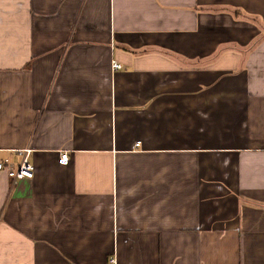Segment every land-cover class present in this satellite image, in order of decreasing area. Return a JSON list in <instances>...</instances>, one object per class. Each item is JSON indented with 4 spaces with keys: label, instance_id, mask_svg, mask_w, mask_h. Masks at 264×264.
<instances>
[{
    "label": "crops",
    "instance_id": "obj_1",
    "mask_svg": "<svg viewBox=\"0 0 264 264\" xmlns=\"http://www.w3.org/2000/svg\"><path fill=\"white\" fill-rule=\"evenodd\" d=\"M25 149L0 264H264V0H0Z\"/></svg>",
    "mask_w": 264,
    "mask_h": 264
},
{
    "label": "built area",
    "instance_id": "obj_2",
    "mask_svg": "<svg viewBox=\"0 0 264 264\" xmlns=\"http://www.w3.org/2000/svg\"><path fill=\"white\" fill-rule=\"evenodd\" d=\"M111 67L114 71L120 69V65L115 62H112ZM135 146L137 147L138 144H136ZM18 153L21 159L17 167H14L13 165L0 160V172H5L7 177L13 180V182H17L18 180L22 179H31L33 176L34 168L28 161L30 150L25 149ZM59 163L62 165H65L67 163V154L63 153L60 155Z\"/></svg>",
    "mask_w": 264,
    "mask_h": 264
}]
</instances>
